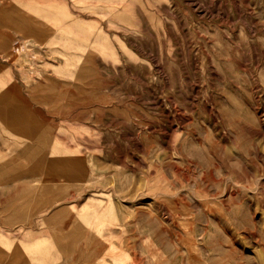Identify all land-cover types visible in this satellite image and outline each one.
I'll return each instance as SVG.
<instances>
[{"label":"rangeland","instance_id":"374dc122","mask_svg":"<svg viewBox=\"0 0 264 264\" xmlns=\"http://www.w3.org/2000/svg\"><path fill=\"white\" fill-rule=\"evenodd\" d=\"M263 238L264 0H0V264H261Z\"/></svg>","mask_w":264,"mask_h":264},{"label":"bare ground","instance_id":"6f19581e","mask_svg":"<svg viewBox=\"0 0 264 264\" xmlns=\"http://www.w3.org/2000/svg\"><path fill=\"white\" fill-rule=\"evenodd\" d=\"M98 203H99V202L97 201V205H99ZM227 219H228V221H229V218H227ZM224 220H225V219H224ZM229 222L232 223L231 220H230ZM230 223H228V224H230ZM232 225H233V224H232ZM231 227H232V226H231ZM232 228H233V227H232ZM230 229H231V228H230ZM225 230H226V229H225ZM256 231H257V230H256ZM254 232H255V231H254ZM254 232H251V233L253 234ZM257 233H259V232H257ZM255 234H256V232H255ZM259 234L261 235V231H260ZM262 234H263V232H262ZM231 236H232V235H231ZM251 236H252V235H251ZM261 236H262V235H261ZM253 237L255 238L256 235L253 236ZM258 238L260 239V236H258ZM263 239H264V238H263ZM263 256H264V254H263ZM263 256H262V257H263ZM262 261H263L262 263L264 264V258L262 259ZM260 263H261V262H260ZM262 263H261V264H262Z\"/></svg>","mask_w":264,"mask_h":264}]
</instances>
